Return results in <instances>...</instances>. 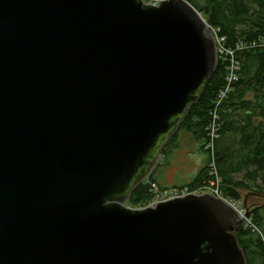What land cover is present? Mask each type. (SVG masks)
<instances>
[{"label":"water","instance_id":"water-1","mask_svg":"<svg viewBox=\"0 0 264 264\" xmlns=\"http://www.w3.org/2000/svg\"><path fill=\"white\" fill-rule=\"evenodd\" d=\"M217 58L187 0H0V264H247L221 198L125 204Z\"/></svg>","mask_w":264,"mask_h":264},{"label":"trees","instance_id":"trees-1","mask_svg":"<svg viewBox=\"0 0 264 264\" xmlns=\"http://www.w3.org/2000/svg\"><path fill=\"white\" fill-rule=\"evenodd\" d=\"M187 1L202 13L214 35L222 39L224 48L232 51L239 62L238 80L219 106L220 136L214 154L223 193L242 202L247 195L253 225H242L236 232L247 264H264V0ZM226 57L218 55L215 73L180 127L200 141L207 159L187 184L191 188L209 179L211 151L205 149L209 141L207 126L218 95L226 85ZM175 137L166 145L162 157L168 158L177 147ZM151 183L157 184L153 173L132 191L127 205H146L151 199Z\"/></svg>","mask_w":264,"mask_h":264},{"label":"built area","instance_id":"built-area-1","mask_svg":"<svg viewBox=\"0 0 264 264\" xmlns=\"http://www.w3.org/2000/svg\"><path fill=\"white\" fill-rule=\"evenodd\" d=\"M146 3L158 5L163 0H144ZM215 36V35H214ZM216 42V50L217 57L222 55H227L226 59L229 62L227 66V75H226V85L222 91H220L218 98L215 102V106L212 109L210 115L211 119L207 128V135L209 137V141L206 143L205 148L211 151L210 162H209V179L204 184L191 188L189 186L183 187H172L166 190H160L156 184L151 183L149 186V191L151 193V197H153V201L149 204V206H153L158 202L167 201L175 198H180L187 196L189 194H204L208 193L217 198H221L226 203H228L239 215L240 218L244 220V225L246 227L252 226L251 218L246 217V209L244 207L243 202L233 197L227 196L222 191V178L218 172L216 158L214 154V146L216 140L219 138V130L221 125V115L219 112V106L222 101L226 98V96L232 91L233 83L238 80L237 71L239 70V62L234 57V53L232 51L226 50L223 46L222 39L215 36ZM138 208H142V206H138Z\"/></svg>","mask_w":264,"mask_h":264},{"label":"rangeland","instance_id":"rangeland-1","mask_svg":"<svg viewBox=\"0 0 264 264\" xmlns=\"http://www.w3.org/2000/svg\"><path fill=\"white\" fill-rule=\"evenodd\" d=\"M176 138L175 143L177 147L169 153L168 158L162 157L160 160V175L155 177L157 181L156 186L160 190L187 186L198 171L207 163L206 154L201 151V143L193 134L181 129ZM245 193L246 191L242 192V196ZM152 201L153 197H151L146 205L141 206L146 207ZM125 204L127 205V202Z\"/></svg>","mask_w":264,"mask_h":264},{"label":"flooded vegetation","instance_id":"flooded-vegetation-1","mask_svg":"<svg viewBox=\"0 0 264 264\" xmlns=\"http://www.w3.org/2000/svg\"><path fill=\"white\" fill-rule=\"evenodd\" d=\"M180 130H181V129L179 128V130H178V131H177V132L171 137V139H173V138L175 137V135H176V137H177V135H178V133H179ZM176 137H175V138H176ZM171 139H170V140H171ZM176 139H177V138H176ZM170 140H169V141H170ZM168 143H169V142H168ZM168 143H167V144H168ZM165 148H166V146H165ZM165 148H164V149H165ZM163 151H164V150H163ZM162 155H163V152H162V154H161L160 157H159V160H158L157 166H156V168L154 169L153 174L160 175V167H159V166H160V160H161V158H162Z\"/></svg>","mask_w":264,"mask_h":264},{"label":"crops","instance_id":"crops-1","mask_svg":"<svg viewBox=\"0 0 264 264\" xmlns=\"http://www.w3.org/2000/svg\"><path fill=\"white\" fill-rule=\"evenodd\" d=\"M157 175H155V177H156ZM191 182V181H190ZM187 184V183H186Z\"/></svg>","mask_w":264,"mask_h":264}]
</instances>
